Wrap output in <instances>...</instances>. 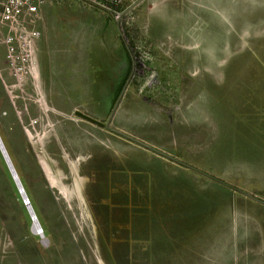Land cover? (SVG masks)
<instances>
[{
  "label": "rangeland",
  "instance_id": "1",
  "mask_svg": "<svg viewBox=\"0 0 264 264\" xmlns=\"http://www.w3.org/2000/svg\"><path fill=\"white\" fill-rule=\"evenodd\" d=\"M67 3L0 47V264H264V0Z\"/></svg>",
  "mask_w": 264,
  "mask_h": 264
},
{
  "label": "built area",
  "instance_id": "2",
  "mask_svg": "<svg viewBox=\"0 0 264 264\" xmlns=\"http://www.w3.org/2000/svg\"><path fill=\"white\" fill-rule=\"evenodd\" d=\"M118 1L123 0H114L115 3H119ZM62 2L63 0H0V47L5 49L13 69L18 64L30 71L35 68V43L41 36L39 22L42 8ZM24 203L31 208L28 199ZM34 218L36 216L32 215L33 221ZM38 231L42 234L41 228Z\"/></svg>",
  "mask_w": 264,
  "mask_h": 264
},
{
  "label": "crops",
  "instance_id": "3",
  "mask_svg": "<svg viewBox=\"0 0 264 264\" xmlns=\"http://www.w3.org/2000/svg\"><path fill=\"white\" fill-rule=\"evenodd\" d=\"M66 2H68V3L65 5H68L70 3L73 4V0H63V2L61 4H59L58 6H61V5L64 6V3H66ZM50 9H52V6H45L44 8H42V11H41V20L39 22V29L41 30V36H40V38H38L36 40V43H35V55L37 57L36 58V60H37L36 65L38 64V68L36 66V71H35L36 75L38 73V77H36V79L40 78L39 57H41L40 63L44 60V57L46 58V66H47L48 56H50L49 55L50 50L53 48L48 43L49 42V24H50L49 13H50ZM51 51L56 53L55 48L52 49ZM118 94H119L118 91L112 93V97L110 98V101H106V102L104 101V102L105 103H113V99L116 98V96ZM120 96H121V94H120Z\"/></svg>",
  "mask_w": 264,
  "mask_h": 264
},
{
  "label": "water",
  "instance_id": "4",
  "mask_svg": "<svg viewBox=\"0 0 264 264\" xmlns=\"http://www.w3.org/2000/svg\"><path fill=\"white\" fill-rule=\"evenodd\" d=\"M115 107H116V105H115ZM115 107L113 108V110H112V112H111L109 118H111V115H112V113H113ZM77 113L80 114V115H82V116H84V117H85V118L83 117L84 119H86V120H88V121H90V122H92V123H95V124H97V125H102V124H103L102 122H100V121H98V120H96V119H94V118H92V117H90V116H88V115H86V114L84 115L83 113H80V112H78V111H77ZM82 116H81V117H82ZM109 121H110V120H108V123H109ZM108 123H106V126H107V127H108ZM150 148H151V147H150ZM154 150H155V149H154ZM155 151H156V150H155ZM0 152H1L2 157H3L4 160H5V163H6L7 167H8V169H9V172L11 173V175H12V177H13V179H14L16 185H17L18 188H19V191H20L22 194L25 195V192H24L23 186H22V184H21V182H20V179H19V177H18V175H17V173H16V170H15L13 164H12V161H11L9 155H8V152H7L5 146H4L3 142H2L1 137H0ZM30 213L33 214L34 217H35V214H34V211L32 210V208H30Z\"/></svg>",
  "mask_w": 264,
  "mask_h": 264
},
{
  "label": "bare ground",
  "instance_id": "5",
  "mask_svg": "<svg viewBox=\"0 0 264 264\" xmlns=\"http://www.w3.org/2000/svg\"><path fill=\"white\" fill-rule=\"evenodd\" d=\"M36 66H35V68H34V70L32 69V71L31 72H35L36 70ZM36 73V72H35ZM34 74V73H33ZM36 77H37V75L35 76V80H36ZM40 165L42 166V169H43V172L45 173V176H46V178L49 180V182H50V184H51V186L52 187H54V188H57V189H59V192H60V194H63V190H62V188H61V186H60V181L54 176V174L50 171V169H49V167H48V164L43 160V159H40ZM75 182V181H74ZM79 181L76 183V186H78L79 187ZM77 193H79V192H77ZM79 195V194H78ZM80 196V195H79ZM82 197V196H81ZM77 199H79V198H77ZM35 214V213H34ZM33 215V214H32ZM35 216H36V214H35ZM33 217H34V215H33ZM36 218H37V216H36ZM36 218H34V221L33 222H36L37 223V225H35L34 226V233L35 234H38L39 232H41V231H38V229L41 227L39 224V221H38V218L36 219ZM33 220V219H32ZM42 229V228H41ZM40 234V233H39Z\"/></svg>",
  "mask_w": 264,
  "mask_h": 264
},
{
  "label": "flooded vegetation",
  "instance_id": "6",
  "mask_svg": "<svg viewBox=\"0 0 264 264\" xmlns=\"http://www.w3.org/2000/svg\"><path fill=\"white\" fill-rule=\"evenodd\" d=\"M125 78H126V76H125L122 80H120L119 85L117 86L116 90L114 91V92H116V91L119 92V94L116 96V98L118 97L117 101L119 100V98H120V94L122 93V85L124 84ZM45 105H46V104H45ZM46 106H47V105H46ZM114 107H115V106H114ZM105 125H106V123H105ZM105 127H107V126H105Z\"/></svg>",
  "mask_w": 264,
  "mask_h": 264
}]
</instances>
